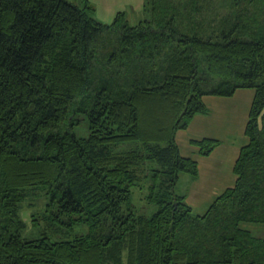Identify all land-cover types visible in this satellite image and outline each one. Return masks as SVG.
Masks as SVG:
<instances>
[{"label": "trees", "instance_id": "1", "mask_svg": "<svg viewBox=\"0 0 264 264\" xmlns=\"http://www.w3.org/2000/svg\"><path fill=\"white\" fill-rule=\"evenodd\" d=\"M143 1L150 18L134 25L124 11L100 23L88 0H0V264H264V238L241 226L264 224V0H225L224 13ZM242 90L253 98L236 181L197 215L174 190L200 174L177 133L210 111L206 97ZM131 141L142 148L117 150ZM189 144L210 157L221 141ZM149 161L152 216L131 203ZM44 186L69 240L22 239L20 204Z\"/></svg>", "mask_w": 264, "mask_h": 264}, {"label": "rangeland", "instance_id": "2", "mask_svg": "<svg viewBox=\"0 0 264 264\" xmlns=\"http://www.w3.org/2000/svg\"><path fill=\"white\" fill-rule=\"evenodd\" d=\"M73 3L77 4L78 6L83 5L82 4V0H70ZM94 2V4H96V1L92 0ZM202 3L204 0H201ZM225 0H212L211 1V6L210 9L211 11H215L217 10L219 13H224L226 12V6H225ZM84 3V2H83ZM93 7L96 8L93 15L95 16V18L102 24H111L112 21L114 20V18L112 19L107 18L104 14H102L101 10L98 11V8L96 5ZM126 4V5H125ZM130 4V2L125 1V3L123 4H118L119 8L121 10H124L128 5ZM210 11V12H211ZM140 14L138 15L137 18H131L130 19V23L131 24H136L137 23V19H143L144 16L146 17L143 20H148V18H150V12L148 13H144V11L139 12ZM244 90H242L241 94H238L235 98H240L243 95ZM253 93V90H248L246 93V100L251 99L250 94ZM205 102L206 104L209 106V112L206 115H214L215 113V107L212 104V100L216 99L218 101H220V103L222 102V99H224L227 102H231L232 103V99L231 98H227V97H215V96H208L205 98ZM224 105V104H222ZM245 109V114L242 116V119L240 118L238 120V123L233 124V121H229L227 120L229 115H221L219 119H215L216 121H218L219 125H216V123H214L212 125V123H207L206 119H203V121L201 122V120L197 121L198 123L194 124L192 126V128L187 129V131H179L180 137H179V141L181 145H186L181 139H188L190 135H194V136H201L204 135L206 133L211 132L210 130L212 129H216V131H214L215 138H217L218 140L222 142H226L227 144H229L228 142H230L231 140H234L235 136H239L241 139L246 138V134H245V126L247 123V115L248 112L250 110V104H246V108ZM246 115V117H245ZM78 119L80 120V122L75 125L74 127V133L77 134L78 137H83L85 138L86 136L89 135L90 133V127H89V119L88 116L79 113L78 115ZM211 117V116H209ZM245 117V118H244ZM189 145V144H188ZM190 146V145H189ZM117 150L119 152L121 151H127V150H132L134 148H142L140 143L137 141H131V142H124V143H120L119 146L116 147ZM185 149V148H184ZM192 149H196L194 146L193 148L189 149V154H191V156L194 154ZM220 151V150H219ZM187 153V154H188ZM196 157V156H195ZM218 157V156H217ZM158 166V163L155 161H149L148 164H146V167H144V169H139V174L141 176V182L138 186L134 187L132 192H133V196H132V206L133 209H135L139 214L142 215H148V216H152L158 209V207H156L155 204H151L150 202L147 201V196L149 195L150 191V187L153 183V181L151 180L152 177L150 174L151 173V169L155 168ZM149 169V172H148ZM148 174V175H147ZM147 175V176H146ZM190 176L186 175H182V177H180V181L178 183V186L174 189L175 192L177 191H181L184 194H188L189 193V197H188V201L193 203V212L197 215H202L204 213H206L207 209L209 208V206L212 204V201L214 199V197H212V194H218L221 193V191H223V189H219L218 191L213 189H205L201 194H199L200 189L196 188L195 183L192 184L193 179H191ZM201 181L205 180L209 185L213 186V187H217L216 185H214L213 183H210L209 180L202 178V171L200 170V175L198 176ZM198 177L194 178L197 179ZM228 179H230L228 183V185H234L235 180H236V176L233 174L231 170L228 168ZM200 179L198 181H200ZM47 187L44 186L42 188L39 189H33V191H31L27 198L20 204V213H19V218L21 219L22 222L25 223V227H23L21 229V234H22V239L26 238V239H35V238H39L41 236L44 235H48L50 237L51 240L54 241H58L60 239L62 240H69L71 239L74 234H72L71 232H69L68 229H65L64 227H62L60 225L59 222H56L53 220V218H51V215L49 214V212H46L47 209V203H49L50 197L48 196V192L46 191ZM178 194V192L176 193ZM187 201V200H186ZM44 215V217H46L45 219L52 225L49 226V224L46 222V220H43L39 225H36L35 222L33 221L35 217H39L41 218ZM42 219V218H41ZM242 228L244 229H248L249 231H251L253 233L254 236L257 237H262L264 238V224L263 223H243ZM55 228V229H54ZM57 229V230H56ZM77 231L86 234L89 231V228L86 224L84 223H80L79 226L77 227ZM126 258V255L124 256V259Z\"/></svg>", "mask_w": 264, "mask_h": 264}, {"label": "crops", "instance_id": "3", "mask_svg": "<svg viewBox=\"0 0 264 264\" xmlns=\"http://www.w3.org/2000/svg\"><path fill=\"white\" fill-rule=\"evenodd\" d=\"M91 4H94V2L92 0H88ZM96 1V5L98 8V11L101 10L102 14H104L107 18H114L116 13L119 11H124L125 13H127L129 20L131 18H137L138 15L140 14L139 12L142 11V7L144 4L143 0H94ZM125 1L130 2V4L124 10H121L119 8L118 4H123L125 3ZM126 5V4H125ZM136 21H139L138 19ZM242 92V91H241ZM241 92L236 93L234 96L230 97L232 99V103L231 102H227L224 99H222V102L220 103V101L213 99L211 102L215 107V113L214 115H203V114H199L197 115V117H195L192 120L191 125L188 127L192 128V126L196 123H198L197 121L201 120V122L203 121V119H206L207 123H212V125L214 123H216V125L218 124V121H216L215 119H219L220 116L223 115H229L227 120L229 121H233V124L238 123V120L241 118L242 116L245 114V109L246 108V104H250L252 102V94H250L251 99L246 100V93L247 91L243 92V95L240 98H235L238 94H241ZM206 100V99H205ZM224 104V105H222ZM208 106V105H207ZM209 107V106H208ZM211 116V117H209ZM248 116V115H247ZM240 117V118H239ZM246 117V115H245ZM244 117V118H245ZM240 121V120H239ZM187 131V130H186ZM211 132L206 133L204 135L201 136H194V135H190L188 139H181L186 145H181L180 141L178 140L180 137L179 132L177 133V140H178V144L181 146V152L184 156H191V154H189V149L193 148L192 145L189 144V141L191 139H198V138H215L217 136H215L214 131H216V129H212L210 130ZM217 139V138H215ZM229 144H227L226 142H222L221 145L219 147H217L211 154L210 157H202V156H197L196 155V149H192L194 154L192 156H196L195 158L198 160L199 162V167L200 170L202 171V178H205L207 180L210 181V183H213L214 185H216L217 187H213L211 185H209L205 180H202L198 177L197 179H194L193 177H191V179H193L192 184L195 183L196 188L200 189L199 194H201L205 189H213L218 191L219 189H223V191L225 189H227L228 187H232V185H228L227 182L230 181V179L227 178L228 176V168L231 170L232 175L233 173V167H234V162L235 160L238 158L239 156V152L241 147H243L244 144L247 143V139L243 138L241 139L239 136H235L234 140H231L230 142H228ZM190 146H189V145ZM185 148V149H184ZM220 150V151H219ZM188 153V154H187ZM218 156V157H217ZM185 175V174H183ZM200 175V174H199ZM182 177V175H181ZM186 177V175H185ZM189 177V178H190ZM180 179V178H179ZM200 179V181H198ZM180 181V180H179ZM178 181V183H179ZM236 181V180H235ZM178 186V184H177ZM176 186V187H177ZM223 191H221V193H223ZM178 194L185 196V201L192 206L193 203L188 201V197H189V193L188 194H184L181 191H177ZM176 192V193H177ZM221 193L218 194H212V197H214L213 201L215 200V198L220 195ZM212 201V202H213ZM194 210V209H193ZM207 212V211H206Z\"/></svg>", "mask_w": 264, "mask_h": 264}]
</instances>
